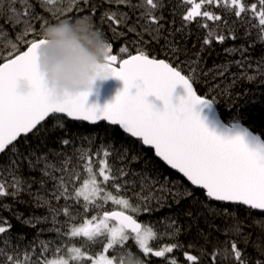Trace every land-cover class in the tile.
I'll use <instances>...</instances> for the list:
<instances>
[{
    "label": "snow or ice",
    "instance_id": "snow-or-ice-1",
    "mask_svg": "<svg viewBox=\"0 0 264 264\" xmlns=\"http://www.w3.org/2000/svg\"><path fill=\"white\" fill-rule=\"evenodd\" d=\"M117 2L142 11L137 23L130 26L127 13L109 9L101 16V27L97 29L106 40L108 52L104 67L111 77L123 81L124 87L111 104L98 111L86 107L89 92L63 98H54L48 93L35 71V50L44 43L40 33L51 25L48 18L35 12L31 0H0V20L18 29L16 42L11 44L14 52L0 60V157L6 158L0 162V201L9 197L15 200L28 192L33 199L32 206L46 212L27 218L14 213L21 227L36 229L31 240L23 232L13 234V224L0 216V264H148L147 257L165 258L166 253L180 247L179 244L153 247L150 242L163 237L151 221L142 222L138 217L165 206L169 196L178 203L194 193L179 191L163 173L153 175L145 169L139 172L132 169L131 165L145 155L142 151L145 146L192 186L203 190L208 201L219 202V209L205 207L225 221L222 234L228 239L223 242V248L214 249L210 254L204 250L203 255L209 257L210 264H217L218 260L223 264H264V223L257 225L262 234L254 237L247 231L250 226L237 214V210L244 207L248 211L258 210L264 218V142L260 135L253 136L247 129H241L232 138L210 131L196 107H207L216 103V99L208 98L207 94L199 95L194 88L201 78L208 85L209 93L223 91L228 83L236 82L237 76L253 82L257 76L264 79V54L252 57L250 49L254 44L226 49L229 54L238 52L240 55V59L234 61L240 69L237 74L229 73L231 64L202 68L198 54L190 58L178 43L167 39L161 49L165 58H159L147 49L148 41L144 36L147 34L156 42L161 39L162 13L157 16L156 12L164 7L163 0H139L135 4L132 0ZM37 3L52 16L68 17L62 20L88 19L95 27L94 7L80 14L86 8V0H37ZM77 4L80 8L74 7ZM181 4L192 5L182 15L184 26L195 21L208 29L204 45L210 44L213 36L218 43L238 37L224 16L207 7L201 11L203 5L223 8L226 15H234L241 24L247 22L257 29V38L264 44V0H254L251 4L244 0H181ZM197 17L201 20L196 21ZM141 20L143 30L138 31L137 24ZM253 20L256 23H252ZM36 21H40L38 27ZM208 21H212L216 29L228 28L229 36L216 34L209 28ZM105 22L113 39L117 34L124 35L121 31L124 26L138 37L126 42L135 48V54L127 46L114 52L113 42L103 31ZM182 30L183 27L176 31ZM249 34L246 29L245 36ZM229 75L230 81L226 80ZM20 76L31 81L32 91L28 95L21 96L15 91L14 82ZM178 85L186 95L173 103V91ZM149 96L160 100L163 107L158 109L149 103ZM61 118L90 124L106 121L119 126L123 133L136 138L140 149L116 148L109 143L95 152L90 147H77L73 154H67L64 148L74 146V141L58 138L60 150L40 152V146L46 144L57 124L67 135ZM30 136L39 142L35 147ZM25 169L29 173L38 172L40 178L25 177ZM34 184L39 186L35 193L31 192ZM0 209L11 211L6 204H0ZM173 224L174 221L170 222L169 227ZM45 233L54 234V238L42 239ZM132 247L136 248V253L132 252ZM249 248L255 255L248 252ZM184 255L190 264H199L197 255ZM168 264H177V261L170 259Z\"/></svg>",
    "mask_w": 264,
    "mask_h": 264
},
{
    "label": "trees",
    "instance_id": "trees-1",
    "mask_svg": "<svg viewBox=\"0 0 264 264\" xmlns=\"http://www.w3.org/2000/svg\"><path fill=\"white\" fill-rule=\"evenodd\" d=\"M31 2L34 5L35 12L42 16H46L50 24L68 18L66 15L60 14L52 16L44 11L40 4L37 3V0H31ZM138 2L139 0H132L134 4ZM244 2L251 4L254 0H244ZM163 3L164 7L162 10L156 12L157 16H160L162 13V19L160 20V24L163 25L161 39L159 42H156L147 34L144 36V40L148 41L146 46L147 49L151 53L159 56V58H165L161 49L162 46L165 45L167 39L178 43L182 50H186L187 56L190 58L198 54L202 60V68L212 69L216 66L231 64L228 69L229 73L237 74L240 72V69L235 66L234 61L240 59V55L238 52L229 54L225 51L226 49L231 50L233 48H239L241 45L247 47L249 44H254L255 46L250 49L251 56L259 58L264 54V44H261L257 38V29L251 28L250 24L247 22L241 24L234 15H226L223 8L203 5L202 11L207 7L213 12L224 16L238 38L236 40L226 38L223 43H218L215 40V36H213L211 38L212 42L208 45H204L203 40L207 36L208 29L200 27L195 21L184 26L185 22L182 20V15L191 5L181 4V0H163ZM63 6H66V3ZM74 7L80 8V5L77 4ZM93 7L95 10L96 28L101 27V16L109 9L117 11L118 13H127L128 26L137 23V17L140 11H142V9L130 8L126 5L119 4L117 0H86V8L82 10L80 14L83 15L87 11L93 10ZM75 15V12L72 13L73 17H75ZM249 15L251 14L249 13ZM117 18L119 19L120 16L118 15ZM200 20V17L196 18V21ZM233 21H236V23L233 24ZM39 23L40 21H36L37 27ZM252 23H256V21L253 20ZM140 24H143L142 20L137 24L138 31L143 30ZM208 24L209 28H212L216 34H224L226 37L229 36L228 28L222 26L216 29L212 21H208ZM0 26H2V29H0V60H3L9 58V52H14V50L11 49V44L16 42L15 35L18 29H14L5 24L3 20H0ZM182 27V31H176ZM246 29L250 32L247 36H245ZM103 31L107 33L108 39L113 42L114 52H118L119 48L122 46H127L130 51L135 54V48L126 42L137 40L138 37L134 33L129 32L127 26L121 28L124 35L120 36L117 34L114 39L113 33L110 31L107 22L103 24ZM170 33H172V35H169ZM19 47L23 48V45L20 44ZM181 59H184V57L182 56ZM226 80L230 81L231 76H227ZM194 87L199 95L207 94L208 98L215 97L216 103L214 104L219 112L218 115H220L221 120L225 124L244 125L256 135H260L264 140V79L257 76L254 77L253 82L241 79L237 76L236 82L234 84L228 83L223 91L209 93L208 85L205 84L203 78H201L200 82L194 84ZM60 122L65 124L67 135L64 129H61L59 124H57L49 133L46 144L40 146V152H47L49 149L60 150L61 145L58 143V138H71L74 141V146L64 148L67 154H73L77 147H90L91 151L95 152L102 145L107 146L109 143H113L116 148L129 146L140 149L139 142L124 134L118 127L103 123L99 125H88L83 122L70 121L67 118H61ZM50 123H55V120H50ZM29 139L33 147L39 143L34 137L30 136ZM89 141L91 142L90 144ZM142 151L145 155L138 163L131 165L132 169L137 172L145 169L153 175L163 173L171 178L172 184L177 186L179 191H193L194 193L192 197L180 199L178 203L173 202L172 198L169 196L165 201V206L157 208L150 214L145 213L139 215L138 219L140 221H151L155 229L163 237L162 239L151 241L150 244L153 247H162L171 244L180 245V247L174 249L172 253H166L165 258H155L154 256L147 257L148 264H168L170 259H175L177 264H190V262L185 259V253L200 257L199 264H210L209 257L203 255L204 250L206 249L210 254L214 249L223 248V242L228 239V237L222 234L226 226L225 221L222 218L212 215L206 210L205 206L209 205L212 208L219 209L220 204L214 201H208L203 195V190L194 188L183 177L169 170L157 157H155L154 151L145 147ZM5 160L6 158L0 157V162H4ZM24 175L25 177L32 176L36 179L40 178L38 172L29 173L27 169L24 170ZM50 186L49 184V187ZM38 187V185L34 184L31 188V192L35 193ZM32 203L33 199L28 192L22 193L21 196L15 200L9 197L0 201V204L9 205L11 208V211L0 209V216L7 218L13 224V234L16 232H23L28 240H31L35 235L36 229L21 227L15 219L14 213L22 214L25 218L30 215L42 216L46 214L44 209L35 208L32 206ZM61 203H63V201H61ZM153 205L155 206V202H153ZM228 207L234 208L235 206L228 205ZM188 212H191L192 215H187ZM237 214L241 220L250 226L247 231L252 232L254 237L262 234L260 228L257 227L258 224L264 223V218L261 217L260 212L253 210L248 211L240 207L237 210ZM63 219L64 217L61 216L60 220ZM173 221L174 224L169 227L170 222ZM230 222L231 221H229V223ZM40 227L46 228L48 225H40ZM164 233L168 234L165 235ZM41 238L53 239L54 234L45 233ZM129 244L131 245V242H129ZM240 246L243 247L242 244ZM131 250L133 253L137 251L135 247H132ZM248 252L255 255L251 248L248 249ZM217 264H223V261L218 260Z\"/></svg>",
    "mask_w": 264,
    "mask_h": 264
},
{
    "label": "clouds",
    "instance_id": "clouds-1",
    "mask_svg": "<svg viewBox=\"0 0 264 264\" xmlns=\"http://www.w3.org/2000/svg\"><path fill=\"white\" fill-rule=\"evenodd\" d=\"M40 38L44 43L35 50V71L52 97L89 92L95 82L111 77L104 67L106 40L90 20L59 21L44 28ZM14 88L18 95H28L31 81L20 76Z\"/></svg>",
    "mask_w": 264,
    "mask_h": 264
},
{
    "label": "water",
    "instance_id": "water-1",
    "mask_svg": "<svg viewBox=\"0 0 264 264\" xmlns=\"http://www.w3.org/2000/svg\"><path fill=\"white\" fill-rule=\"evenodd\" d=\"M123 87H124L123 81H121L120 79L115 78V77H110L106 81L95 82V84L92 86L91 90L89 91V95H88L87 101H86V107H89V108L94 107L98 111L103 110L106 105L111 104L115 100L117 94L123 90ZM132 91L135 92V89H133ZM185 95H186V93L184 92L183 87L178 85L173 91V95H172L173 103H178L179 100L182 99ZM148 102L153 104L158 109L163 107V103L154 96H149ZM196 111L199 113L201 119L203 120L205 125L208 127V129L210 131H213L217 135L224 136L225 138H232V136L235 135L241 129H247L248 132L251 133L253 136L256 135L254 132H252L249 128H247L244 125H241V124L240 125L239 124L227 125V124H225L221 120L220 115H218L219 112H218L215 104H210L207 107L197 106ZM67 119H69L70 121H73L70 118H67ZM74 122H83V123H86L88 125H99L102 123L109 125L106 121H99L96 124H90L87 121H74ZM233 125H237L238 127L233 128ZM110 126H113V125H110ZM114 127L119 128V126H114ZM120 130L122 131V129H120ZM133 139L136 140V138H133ZM261 141L264 142V140L262 138H261ZM252 146L253 145L249 144V147H252ZM145 148H147V147L145 146ZM147 149H149V148H147ZM166 167L169 170L177 173L175 170L170 169L168 166H166ZM177 174L182 177V174H180V173H177ZM184 179L186 180V178H184ZM188 183L190 184V182H188ZM193 187L195 188V186H193ZM216 203H219V202H216ZM253 211L259 212L258 210H253ZM155 258H160V257H155Z\"/></svg>",
    "mask_w": 264,
    "mask_h": 264
},
{
    "label": "rangeland",
    "instance_id": "rangeland-1",
    "mask_svg": "<svg viewBox=\"0 0 264 264\" xmlns=\"http://www.w3.org/2000/svg\"><path fill=\"white\" fill-rule=\"evenodd\" d=\"M196 2H198V0H196ZM192 6V5H191ZM201 11H202V8H201Z\"/></svg>",
    "mask_w": 264,
    "mask_h": 264
}]
</instances>
